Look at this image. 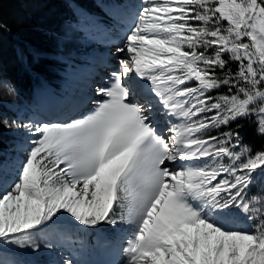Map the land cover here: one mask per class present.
I'll list each match as a JSON object with an SVG mask.
<instances>
[{"label": "snow or ice", "instance_id": "snow-or-ice-1", "mask_svg": "<svg viewBox=\"0 0 264 264\" xmlns=\"http://www.w3.org/2000/svg\"><path fill=\"white\" fill-rule=\"evenodd\" d=\"M111 8L122 56L100 58L94 108L0 118L20 133L0 150V264H94L73 258L89 230L121 257L104 264H264V150L231 127L264 135V0Z\"/></svg>", "mask_w": 264, "mask_h": 264}, {"label": "trees", "instance_id": "trees-1", "mask_svg": "<svg viewBox=\"0 0 264 264\" xmlns=\"http://www.w3.org/2000/svg\"><path fill=\"white\" fill-rule=\"evenodd\" d=\"M45 1L46 9H52L53 15L39 22L36 11L29 14L28 10L32 4H44ZM66 1L0 0V71L15 86L22 100H30L41 81L52 80L55 74H59L57 69L62 67V63L57 53L51 50L53 37L50 34L62 22L74 19ZM18 35L27 47L23 51L19 47L16 49L11 42V38ZM232 67L235 69L234 65ZM0 113L13 114L2 102ZM232 128L239 131L253 149L259 150L264 144V135L258 134L254 125L241 122ZM3 139L0 137V148L4 147Z\"/></svg>", "mask_w": 264, "mask_h": 264}, {"label": "rangeland", "instance_id": "rangeland-1", "mask_svg": "<svg viewBox=\"0 0 264 264\" xmlns=\"http://www.w3.org/2000/svg\"><path fill=\"white\" fill-rule=\"evenodd\" d=\"M77 1L82 2L83 0H77ZM45 6H46V1L44 2V4L42 3L32 4L30 10H28V13L33 14L34 11H36V13L39 16L37 20L41 22V20L48 19L50 16L53 15L52 9H48V8L46 9ZM99 6H101V4H99ZM57 29H61V27L54 28V31H53L54 33L50 34V36L53 37V41H54L50 43L52 45L50 47H52L51 49L52 51H55V53L59 55H64V54L69 53L68 54L69 59H66L65 61V64L67 67H66V70L64 71V74L67 76V78H69L70 73L75 71L76 66L81 64L85 59H88L92 55L93 52L90 49L91 45H89L90 41L88 39H84V38L79 39L77 36H75V38L70 39V41H66L57 36L56 31H55ZM67 33L70 34V31H67ZM22 39L23 38H21L20 35L14 36L11 38L12 44L15 45L16 49L19 47L21 51L27 48L23 44ZM233 65L235 67L234 63ZM5 82L6 80L3 77H0V97L9 98V99H6L5 101L12 108L15 115L9 116V115L0 114V118L4 116L16 118L18 113L22 115L24 119H28L30 117L32 118V116L34 115V113H36V111H40L42 108L46 106H54L59 102V100L57 99L59 98V96L56 95L57 90L53 87L48 86L47 84L41 85V87L37 91V95L34 101L32 102L18 101L16 94L12 95L7 92V89L4 86ZM94 98L101 99V97H94ZM94 107H95V104H91L90 110ZM241 122L242 123L247 122L248 124L254 125L256 129L255 123L250 122L249 119H238L231 125V127H233L234 124H240ZM2 131L6 132V136H5L6 148L3 150L6 152L12 145L13 141L17 138V136L20 135V133H17L15 131H10L4 128L2 124H0V134L1 135H3ZM242 145L247 146V144H244V143ZM259 150H264V144L260 146ZM259 150L252 149V152L255 153L256 151H259ZM263 179L264 177L257 180L256 185L259 187L257 189L259 190V192L254 193V195L259 196L262 194V191L264 190V184H262ZM99 235L101 234L93 233L91 232V230H89L88 233L86 234L87 237L86 238L83 237V239H85L86 241L85 245L88 246L90 250H91V247L93 246V236H99ZM12 252H13L12 248H6L4 255L6 257H10L12 255Z\"/></svg>", "mask_w": 264, "mask_h": 264}, {"label": "bare ground", "instance_id": "bare-ground-1", "mask_svg": "<svg viewBox=\"0 0 264 264\" xmlns=\"http://www.w3.org/2000/svg\"><path fill=\"white\" fill-rule=\"evenodd\" d=\"M99 4V3H98Z\"/></svg>", "mask_w": 264, "mask_h": 264}]
</instances>
